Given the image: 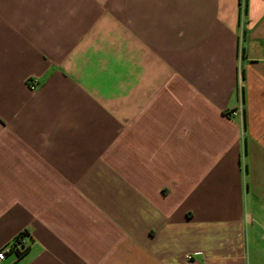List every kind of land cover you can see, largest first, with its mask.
Instances as JSON below:
<instances>
[{"label":"crops","instance_id":"1","mask_svg":"<svg viewBox=\"0 0 264 264\" xmlns=\"http://www.w3.org/2000/svg\"><path fill=\"white\" fill-rule=\"evenodd\" d=\"M21 233L0 264H264V0H0Z\"/></svg>","mask_w":264,"mask_h":264},{"label":"built area","instance_id":"2","mask_svg":"<svg viewBox=\"0 0 264 264\" xmlns=\"http://www.w3.org/2000/svg\"><path fill=\"white\" fill-rule=\"evenodd\" d=\"M29 81H30L31 87H35L34 83H32L31 80H29ZM19 236L20 235L18 234L16 237H19ZM20 239L21 240H20V242L18 244V247H21L22 245L26 244L23 237L20 238ZM14 242H15V239L11 243H8L7 245H5L4 247H2L0 249V261L4 260L6 258L8 252H13V249H14V245L13 244H14Z\"/></svg>","mask_w":264,"mask_h":264},{"label":"trees","instance_id":"3","mask_svg":"<svg viewBox=\"0 0 264 264\" xmlns=\"http://www.w3.org/2000/svg\"><path fill=\"white\" fill-rule=\"evenodd\" d=\"M246 10H247V6H246ZM243 93V92H242ZM243 97V100H244V94L242 95ZM20 236L19 237H15V242H14V249H13V252H16L17 254L19 255H22L26 250H27V246L26 244L22 245L21 247H18V244L20 242V238H22L24 236V233H21L19 234Z\"/></svg>","mask_w":264,"mask_h":264}]
</instances>
